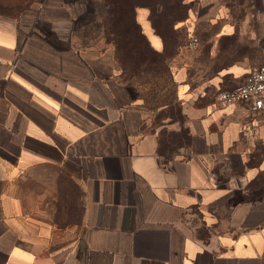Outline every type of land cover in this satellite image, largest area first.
<instances>
[{
	"label": "crops",
	"instance_id": "1",
	"mask_svg": "<svg viewBox=\"0 0 264 264\" xmlns=\"http://www.w3.org/2000/svg\"><path fill=\"white\" fill-rule=\"evenodd\" d=\"M94 1H0V264H264V118L215 100L259 64L237 54L187 80L235 24L213 0H183L171 29L199 40L172 56L188 143L164 152L179 129L142 130L150 114L114 49L77 42ZM150 16L137 3L163 52Z\"/></svg>",
	"mask_w": 264,
	"mask_h": 264
},
{
	"label": "rangeland",
	"instance_id": "2",
	"mask_svg": "<svg viewBox=\"0 0 264 264\" xmlns=\"http://www.w3.org/2000/svg\"><path fill=\"white\" fill-rule=\"evenodd\" d=\"M213 1L216 11L227 14L228 20L235 24L237 34L223 42V54L218 59H210L206 55H200V57H203L199 65V69L203 70L201 73L195 74L196 66L192 68L194 72L191 68H188L187 80L193 85L206 78L207 67L211 70L218 65L225 64L237 54H249L257 64L264 63V0ZM104 4L105 1L101 0L94 1L89 5V13L78 21L77 42L80 46L99 50L112 47L115 54L114 36L106 30L107 7ZM129 15L134 17L132 12ZM205 23H203V31H206V29L209 31L208 22ZM133 36L139 40L136 29L133 30ZM144 49L148 51L146 45H144ZM183 49V53L187 58L189 55L192 56L193 52H196L186 47V45ZM171 52H173L172 49ZM165 64L168 65V68L160 79L151 81L150 76L142 78L134 76L130 80L122 82L131 88L132 94L143 102L144 107L150 114V120L143 123L141 129L168 131L167 129L170 127H176L179 129V133L174 132L171 134L174 141L172 140L170 146L175 145V150H177L180 143L185 145L187 133L184 130L185 119L181 114L178 98L177 67L173 65L172 58H167ZM119 68L121 73L120 65Z\"/></svg>",
	"mask_w": 264,
	"mask_h": 264
},
{
	"label": "trees",
	"instance_id": "3",
	"mask_svg": "<svg viewBox=\"0 0 264 264\" xmlns=\"http://www.w3.org/2000/svg\"><path fill=\"white\" fill-rule=\"evenodd\" d=\"M31 1L32 0H20L21 4L18 8H27ZM104 1V6L107 7L106 30L114 36V45L116 47L115 57L122 70L120 73L121 81L130 80L134 76L139 78L150 76L151 81L162 78L163 74H165V70L168 68V65L165 64L166 59L172 58L177 52L179 44L183 42L186 44L188 41L189 34L186 36L184 31L171 29L174 24L186 18L187 5L183 3V0ZM145 1L150 2L151 20L157 32L162 34L165 40V50L163 52L156 50L151 45L147 36L142 31L141 25L137 21L136 5L137 3ZM159 6L162 7L160 11ZM0 9H8V7H2V5H0ZM131 12L134 14V17L129 15ZM134 29H136L139 35V40L135 39L133 36ZM144 45L147 46L148 51L144 49ZM171 49L173 52H171ZM181 114L183 115L182 109ZM184 130L186 129L184 128ZM186 138L187 141L185 145L188 143V133ZM172 140L174 141L173 137ZM180 145L183 144L180 143ZM175 149V145L170 146L168 142H166L164 146L161 145V151L163 150L164 152L168 150L172 152Z\"/></svg>",
	"mask_w": 264,
	"mask_h": 264
},
{
	"label": "built area",
	"instance_id": "4",
	"mask_svg": "<svg viewBox=\"0 0 264 264\" xmlns=\"http://www.w3.org/2000/svg\"><path fill=\"white\" fill-rule=\"evenodd\" d=\"M198 41L194 35L190 36L186 47L196 50ZM215 100L221 105L244 104L252 113L264 118V63L255 66L239 86L218 91Z\"/></svg>",
	"mask_w": 264,
	"mask_h": 264
}]
</instances>
